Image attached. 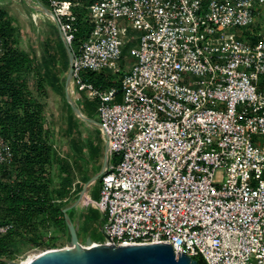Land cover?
I'll return each instance as SVG.
<instances>
[{
  "label": "built area",
  "instance_id": "1",
  "mask_svg": "<svg viewBox=\"0 0 264 264\" xmlns=\"http://www.w3.org/2000/svg\"><path fill=\"white\" fill-rule=\"evenodd\" d=\"M46 1L73 55L72 91L97 102L117 158L99 200L81 204L106 219L96 243L264 264V0ZM77 9L90 30L74 49ZM124 48L134 63L125 60L119 89L82 82V72L118 73ZM10 161L0 136V165Z\"/></svg>",
  "mask_w": 264,
  "mask_h": 264
},
{
  "label": "trees",
  "instance_id": "2",
  "mask_svg": "<svg viewBox=\"0 0 264 264\" xmlns=\"http://www.w3.org/2000/svg\"><path fill=\"white\" fill-rule=\"evenodd\" d=\"M37 1L49 7L46 0ZM75 14L79 36L87 23L82 22V14ZM21 42L14 18L0 6V136L11 151L10 163L0 165V225L10 226L0 235V264L13 260L20 246L50 250L66 241L62 210L78 199L83 185L100 171L102 166L92 161V156L102 157L104 152L98 130L84 142L81 121L65 99L68 57L57 29L52 27L46 37L40 59L35 52L22 49ZM81 75L82 82L97 89L120 88V78L112 83L105 75ZM50 91L65 107L64 129L56 126L49 131L44 124V100ZM61 137L66 145L63 153L55 142ZM113 159L116 163L117 158ZM76 176L81 181L73 185ZM76 219L81 221V213Z\"/></svg>",
  "mask_w": 264,
  "mask_h": 264
},
{
  "label": "rangeland",
  "instance_id": "3",
  "mask_svg": "<svg viewBox=\"0 0 264 264\" xmlns=\"http://www.w3.org/2000/svg\"><path fill=\"white\" fill-rule=\"evenodd\" d=\"M85 4L87 3H84V5ZM0 6L6 8L10 16L14 18L16 24L19 27L20 33L22 34V42L20 47L27 52H35L38 59H40L45 39L50 33H52V27H55L54 22L45 15H41V12L36 11L34 9L37 6L27 2L26 0H0ZM75 12L83 15L81 19L82 22L85 23V10L77 9ZM257 22L264 26V15L258 18ZM89 28L90 27L87 24L81 27L80 35H76V41L73 44L74 49H77L78 44L86 39L90 30ZM246 31L250 30H248L247 28H230L226 32H231L239 36ZM123 56L124 59L120 61V71L118 73L103 70L101 72L94 73V77L96 78L98 77V75L101 74L107 76L112 83L117 82L119 78L121 79L123 72L127 71L125 68H123L125 60L129 61L130 66H132L134 63V59L129 56L128 48H124ZM70 90H72L71 87L69 88V91ZM72 92L73 94L71 96L79 107L81 113H83L85 117L92 119L98 123V116L96 113L97 102L94 100H89L87 98L86 92H78L76 89H73ZM44 102L46 103V114L44 118V124L46 128L49 131H52L56 126H59L61 127V129H64L66 121V110L65 107H63L62 99L58 95L50 91L48 98L44 100ZM119 102L120 98H116L115 101H113L112 103L114 104ZM79 129L81 130L84 142L88 141V139H90V137L96 133L95 130L99 131L97 127L90 126L84 123L83 121H81ZM62 138L63 137L58 138L56 140L51 138L57 143V149L60 153H63L64 146H66L65 139ZM86 158L89 159V156L86 155ZM93 160L97 161L99 165L103 166L104 152L102 154V157L99 156L98 158L94 159L92 156V161ZM112 163H114V159L112 156H109L108 164ZM100 180L101 177H99V179L94 183V185L91 187V190L89 191V197L93 201L99 200ZM79 181H81V178L79 176H76L73 185ZM77 211L81 213L82 216V219L79 222L78 230L79 241L84 245L86 238L89 237L92 241H94L93 244H97L96 242H104L106 240V237L104 236L102 228L106 222V219L103 214L95 210L91 206H79L78 208H74L67 211V215L69 216V218L72 217V220L75 221L76 214L78 213ZM66 244V241L64 242L63 240L58 242L56 247L62 248ZM44 251H46L44 248H33L28 245L20 246L17 252L15 253L14 259L11 261L21 263L22 261H25L30 255L39 254L40 252ZM198 261L199 259L197 260V262Z\"/></svg>",
  "mask_w": 264,
  "mask_h": 264
},
{
  "label": "water",
  "instance_id": "4",
  "mask_svg": "<svg viewBox=\"0 0 264 264\" xmlns=\"http://www.w3.org/2000/svg\"><path fill=\"white\" fill-rule=\"evenodd\" d=\"M27 2L37 6V10L44 15L52 18V14L37 0H26ZM55 27L62 40L63 46L68 57V70L66 72L65 81V99L69 104L72 112L79 120L84 123L99 127L98 123L92 119L85 117L76 102L73 100L69 92L72 78V59L73 55L70 47L65 42L62 32L58 24ZM108 164L107 144H104V163L97 174L90 178L82 187L79 197L76 201L65 207L62 212L68 231L66 245L62 248L50 249L37 254L27 264H197L190 257L177 253L176 255L172 247L165 244L151 245H130V246H114V245H93V241L88 237L84 245L78 240L79 221H72L67 215V211L78 208L86 199L87 194L91 190L94 183L101 177ZM106 237V235L104 234ZM6 264H21L14 261H6Z\"/></svg>",
  "mask_w": 264,
  "mask_h": 264
},
{
  "label": "bare ground",
  "instance_id": "5",
  "mask_svg": "<svg viewBox=\"0 0 264 264\" xmlns=\"http://www.w3.org/2000/svg\"><path fill=\"white\" fill-rule=\"evenodd\" d=\"M35 9L37 10L38 8L36 7ZM70 87H71V85H70ZM69 92H70L71 95L73 94L72 90H70ZM87 198H89L88 194H87V196H86V199H87ZM93 245H98V244H93ZM36 255H37V254L30 255L25 261H22L21 264H27V263L30 262V261H31Z\"/></svg>",
  "mask_w": 264,
  "mask_h": 264
},
{
  "label": "crops",
  "instance_id": "6",
  "mask_svg": "<svg viewBox=\"0 0 264 264\" xmlns=\"http://www.w3.org/2000/svg\"><path fill=\"white\" fill-rule=\"evenodd\" d=\"M88 196H89V193H88ZM80 206L84 207L83 205H80Z\"/></svg>",
  "mask_w": 264,
  "mask_h": 264
},
{
  "label": "flooded vegetation",
  "instance_id": "7",
  "mask_svg": "<svg viewBox=\"0 0 264 264\" xmlns=\"http://www.w3.org/2000/svg\"><path fill=\"white\" fill-rule=\"evenodd\" d=\"M79 240V239H78ZM80 242V241H79ZM81 243V242H80Z\"/></svg>",
  "mask_w": 264,
  "mask_h": 264
}]
</instances>
